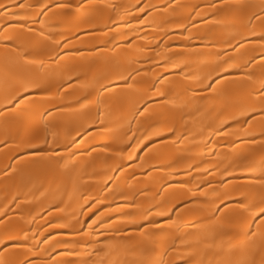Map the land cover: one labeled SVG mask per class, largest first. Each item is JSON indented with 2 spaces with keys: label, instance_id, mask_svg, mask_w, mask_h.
I'll return each instance as SVG.
<instances>
[{
  "label": "bare ground",
  "instance_id": "1",
  "mask_svg": "<svg viewBox=\"0 0 264 264\" xmlns=\"http://www.w3.org/2000/svg\"><path fill=\"white\" fill-rule=\"evenodd\" d=\"M0 5V264H264V0Z\"/></svg>",
  "mask_w": 264,
  "mask_h": 264
},
{
  "label": "snow or ice",
  "instance_id": "2",
  "mask_svg": "<svg viewBox=\"0 0 264 264\" xmlns=\"http://www.w3.org/2000/svg\"><path fill=\"white\" fill-rule=\"evenodd\" d=\"M0 7H3V5H0ZM262 211H264V210H262Z\"/></svg>",
  "mask_w": 264,
  "mask_h": 264
}]
</instances>
